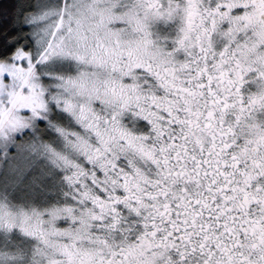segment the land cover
Listing matches in <instances>:
<instances>
[{"label": "snow or ice", "instance_id": "6c2138e0", "mask_svg": "<svg viewBox=\"0 0 264 264\" xmlns=\"http://www.w3.org/2000/svg\"><path fill=\"white\" fill-rule=\"evenodd\" d=\"M0 264H264V0H0Z\"/></svg>", "mask_w": 264, "mask_h": 264}]
</instances>
